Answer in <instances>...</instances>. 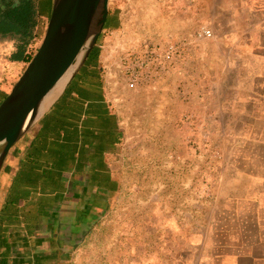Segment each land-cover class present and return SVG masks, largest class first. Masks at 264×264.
<instances>
[{
  "label": "crops",
  "instance_id": "obj_1",
  "mask_svg": "<svg viewBox=\"0 0 264 264\" xmlns=\"http://www.w3.org/2000/svg\"><path fill=\"white\" fill-rule=\"evenodd\" d=\"M160 1L152 8L148 0L139 5L129 0L122 13L115 10L108 14V27L126 33V41L137 36L136 23L141 26L139 41L161 34L155 31L154 36L152 28H167L171 37L186 43L192 42L197 28L208 27L213 34L211 42L221 51L219 57L230 60L216 74L226 76L235 70L257 76L250 87L242 85L243 95L237 100L239 121L264 122V114L258 109L264 104V0ZM35 2L40 23L48 20L52 0ZM111 39L114 36L107 37L104 44L97 41L98 54L88 56L4 160L0 170V264H79L89 249L95 264H100L105 254L101 251L107 249L108 263L112 264L116 251L123 248V258L130 251L132 204L139 203L142 208L151 199L158 200V194L148 196L147 166L137 184L132 180L137 168L121 162L123 128L108 99L104 75L107 41ZM14 51L12 45L5 50L0 101L26 66L22 59H9ZM234 60L242 61V66H233ZM253 61L258 67L247 66ZM192 71L188 69V73ZM224 86L221 79L210 93L221 94ZM220 106L222 115L227 116V104ZM253 143L249 157L229 166L221 164L220 169L234 172L226 181L221 177V186L236 189L248 182L251 191H222L203 201L208 225L202 238L196 237L194 202L190 206L187 198V231L193 237L187 244L186 263L195 248L202 246L196 264H264V139L255 137ZM239 151L243 153L246 148ZM162 218L157 211L155 232L162 236L161 242L165 232ZM166 231L175 233L173 227ZM121 235L123 242H119ZM155 260V264H164Z\"/></svg>",
  "mask_w": 264,
  "mask_h": 264
},
{
  "label": "rangeland",
  "instance_id": "obj_2",
  "mask_svg": "<svg viewBox=\"0 0 264 264\" xmlns=\"http://www.w3.org/2000/svg\"><path fill=\"white\" fill-rule=\"evenodd\" d=\"M170 1L173 0H167V3ZM127 2L129 0H109L108 14L115 10L122 13ZM130 2L139 5L145 0ZM148 2L154 8L161 1ZM139 13L136 12V21L140 18ZM47 21L40 23L37 48ZM136 25L137 36L131 40L126 41L125 36H128L122 30L114 32L110 27L102 31L98 40L104 44L107 37L114 36L107 41L104 75L108 99L123 128L121 162L132 163L133 168H137L132 172V180L137 184L143 179L145 171H141L147 166L148 196L158 194V200L153 198L142 208L139 203L132 204L130 251L125 252V258L123 248L116 251L112 264H143L145 260L146 264H155L156 258L164 264L181 260L186 263L187 244L193 237L192 232L187 231V198L190 206L191 201L194 202L196 237L202 238L208 225L203 217L207 210L203 201L219 193L235 190L238 194H246L251 189L248 182L236 189L221 186V177L226 181L234 172H221L220 169L221 164L229 166L240 158L249 157L255 147V137L264 139V122H240L238 118L237 100L243 95L242 85L246 83L250 87L257 76L239 74L235 70L226 76L216 74L219 67L230 60L219 57L221 51L211 39L186 43L171 37L167 28H150L153 34L155 31L161 34L139 41L141 26ZM144 27L147 29L145 24ZM9 45L10 41L0 40L2 78L6 74L5 50ZM169 46L178 47L182 54L167 56ZM234 61L233 66H242V61ZM247 66L258 67L254 61L248 62ZM189 68H193L190 73ZM221 79L225 80V86L221 94L213 96L210 89ZM222 102L227 104V116L220 112ZM258 109L264 114V104ZM243 147L246 151L242 153L239 149ZM157 211L163 216V242L162 236L155 232ZM189 225H193L191 220ZM168 227H173L175 233L166 231ZM123 237L121 235L119 242H123ZM86 251L79 264H95L91 249ZM102 253L105 254L101 255L100 264H109L107 249ZM201 255L202 246L195 248L191 261L186 264H196ZM129 256L130 261L127 260Z\"/></svg>",
  "mask_w": 264,
  "mask_h": 264
},
{
  "label": "water",
  "instance_id": "obj_3",
  "mask_svg": "<svg viewBox=\"0 0 264 264\" xmlns=\"http://www.w3.org/2000/svg\"><path fill=\"white\" fill-rule=\"evenodd\" d=\"M108 1L52 0L40 45L0 102V170L9 150L41 115L38 111L49 93L78 56L65 84L96 46L108 18Z\"/></svg>",
  "mask_w": 264,
  "mask_h": 264
},
{
  "label": "trees",
  "instance_id": "obj_4",
  "mask_svg": "<svg viewBox=\"0 0 264 264\" xmlns=\"http://www.w3.org/2000/svg\"><path fill=\"white\" fill-rule=\"evenodd\" d=\"M39 17L40 11L35 0H0V40L11 42L15 50L9 58L12 62L22 59L26 65L35 54L39 37ZM108 26L106 21L104 29ZM97 52L94 47L89 56L94 57ZM6 96L7 94L1 100Z\"/></svg>",
  "mask_w": 264,
  "mask_h": 264
},
{
  "label": "bare ground",
  "instance_id": "obj_5",
  "mask_svg": "<svg viewBox=\"0 0 264 264\" xmlns=\"http://www.w3.org/2000/svg\"><path fill=\"white\" fill-rule=\"evenodd\" d=\"M80 58H81V54L78 56L75 64L67 71V73L63 76V78L59 81V83L55 86V88L49 93V95L43 101V103H42V105L38 111V116L40 114H42L48 108V106L52 103V101L58 96V94L62 90L65 82L69 78L70 74L72 73V71L74 70L76 65L79 63Z\"/></svg>",
  "mask_w": 264,
  "mask_h": 264
},
{
  "label": "built area",
  "instance_id": "obj_6",
  "mask_svg": "<svg viewBox=\"0 0 264 264\" xmlns=\"http://www.w3.org/2000/svg\"><path fill=\"white\" fill-rule=\"evenodd\" d=\"M213 37V34L211 30L208 27L205 26H200L197 28L196 31H194L193 36H192V42H200L202 40H209ZM169 51L167 53V56L171 54V56H180L182 54V51L178 49V47L175 46H169L168 47Z\"/></svg>",
  "mask_w": 264,
  "mask_h": 264
},
{
  "label": "flooded vegetation",
  "instance_id": "obj_7",
  "mask_svg": "<svg viewBox=\"0 0 264 264\" xmlns=\"http://www.w3.org/2000/svg\"><path fill=\"white\" fill-rule=\"evenodd\" d=\"M51 12V11H50ZM49 15H50V13H49ZM103 30H105V29H103Z\"/></svg>",
  "mask_w": 264,
  "mask_h": 264
}]
</instances>
